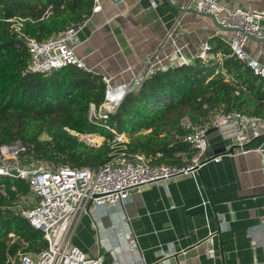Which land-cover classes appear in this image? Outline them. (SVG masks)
I'll return each instance as SVG.
<instances>
[{
  "label": "trees",
  "instance_id": "trees-1",
  "mask_svg": "<svg viewBox=\"0 0 264 264\" xmlns=\"http://www.w3.org/2000/svg\"><path fill=\"white\" fill-rule=\"evenodd\" d=\"M91 4V0H0V146L19 140L24 146L20 162L98 167L108 160L114 130L127 136V152L143 154L151 166L179 168L196 153L191 143L181 140L192 131L184 117L194 128L231 110L264 119V79L232 55L220 36L208 41L207 52L214 59L196 57L187 64L157 69L106 117H89L90 105L104 100L102 76L73 65L30 72L25 38L43 40L82 24L91 16ZM47 9L51 14L43 17ZM15 17L23 19L21 34L10 27L8 19ZM73 133L98 134L104 141L94 147ZM29 193L24 179L0 174V264H20L19 252L36 253L46 247L43 233L19 214L21 200Z\"/></svg>",
  "mask_w": 264,
  "mask_h": 264
},
{
  "label": "crops",
  "instance_id": "crops-1",
  "mask_svg": "<svg viewBox=\"0 0 264 264\" xmlns=\"http://www.w3.org/2000/svg\"><path fill=\"white\" fill-rule=\"evenodd\" d=\"M259 12L264 0H219ZM187 0H103L75 37L85 69L115 85L128 84L160 39L161 63L191 62L212 36L230 37L213 20L186 10ZM183 8V9H181ZM248 55L264 64V42L249 38ZM262 128L250 126L246 152L223 154L189 174L133 191L123 204L82 213L70 242L104 264H264V155Z\"/></svg>",
  "mask_w": 264,
  "mask_h": 264
},
{
  "label": "built area",
  "instance_id": "built-area-1",
  "mask_svg": "<svg viewBox=\"0 0 264 264\" xmlns=\"http://www.w3.org/2000/svg\"><path fill=\"white\" fill-rule=\"evenodd\" d=\"M102 1L91 0V14L101 10ZM184 8L194 9L198 13L212 14L220 25L231 28L230 37L222 38L223 42L229 46L230 53L244 62L254 75L264 79V64L244 50V43L251 36L264 37V22L261 13L243 7H230L219 0H187ZM49 14L51 10L47 9L43 17ZM8 21L11 29L21 34L23 19L15 17ZM82 24L70 25L63 31L43 40L25 38L29 53L27 70L46 73L68 65L85 69L82 59L74 51L75 37ZM166 42L174 46V55L179 53L171 31L167 32L153 52L146 57L143 68L130 83L114 86L108 77L102 76L105 84L104 100L98 106L90 105L89 117H106L107 112L116 109L127 92L139 90L143 80L152 75L155 70H163L174 65V63L163 64L157 58L159 50ZM207 49L208 44H204L197 57L214 59L215 55L208 53ZM182 63L187 64L188 62L183 60L178 64ZM221 72L225 78L229 77L225 70ZM184 120L186 127L191 128L192 131L184 134L181 140L191 143L196 153L191 157L189 164L179 168L166 164L151 166L143 154L127 152L126 135L114 130H112L113 137L109 142L108 160L98 167L61 166L53 168L41 161L20 164L18 156L24 150L23 144L16 140L11 144L1 145L0 174L14 175L12 170H16L17 174L14 176L28 183L32 201L29 207L19 209V214L33 228L42 232L46 240V247L39 252H19V263L104 264L100 255L89 256L70 242L73 225L82 213L105 204H123L131 197L133 191H138L145 185L164 181L177 175L193 173L207 161H219L223 154L228 153L205 156L208 145L207 130L211 127L216 128L223 140H230L226 149L234 145L233 153L247 151L246 133L250 126L262 128L264 131V119L235 110L216 113L209 123L196 128L186 117ZM73 134L77 138L93 135V133ZM256 151L262 153L261 147L256 148ZM4 160L7 161L4 162ZM9 237L12 242L13 234L9 233ZM177 264H184V262L177 261Z\"/></svg>",
  "mask_w": 264,
  "mask_h": 264
},
{
  "label": "water",
  "instance_id": "water-1",
  "mask_svg": "<svg viewBox=\"0 0 264 264\" xmlns=\"http://www.w3.org/2000/svg\"><path fill=\"white\" fill-rule=\"evenodd\" d=\"M168 3L172 4V0H167ZM183 9V8H181ZM188 11L191 12H196L194 9H187ZM203 16L209 17L213 20V22L215 23V25L217 26L218 29L220 30H232L231 28L228 27H224L222 25H220L216 19V17L212 14H208V13H199ZM250 38L256 40V41H260V42H264V37L263 38H257L254 36H251ZM261 136L264 137V133L261 134ZM207 139H208V145L206 147L205 150V156L206 157H210L214 154H218V153H233V149L235 148L234 145H231L230 147H228V149H226V147L230 144V140H223L220 136V134L218 133V131L216 130V128L211 127L207 130ZM261 149H262V154L264 155V140L261 144ZM12 173L14 175L17 174L16 170H12Z\"/></svg>",
  "mask_w": 264,
  "mask_h": 264
},
{
  "label": "rangeland",
  "instance_id": "rangeland-1",
  "mask_svg": "<svg viewBox=\"0 0 264 264\" xmlns=\"http://www.w3.org/2000/svg\"><path fill=\"white\" fill-rule=\"evenodd\" d=\"M213 119V118H212ZM127 137V136H126ZM79 140H81V141H85V143L86 144H88V145H91V146H94V147H97V146H99L101 143H103V141H104V138L102 137V136H100V135H98V134H93V135H87V136H85V137H80V138H78ZM178 155H180L181 156V158H183L184 160H186V156L184 155V154H182V153H179ZM7 160H4V162H6ZM35 160H30L28 163H31V162H34ZM191 161V160H190ZM19 162H20V160H19ZM186 162H187V160H186ZM20 164H27V162L26 163H22V162H20ZM31 201H32V197H31V195H30V193L26 196V197H24L22 200H21V204H20V208L19 209H21V208H26V207H29L30 206V203H31ZM18 207V206H17Z\"/></svg>",
  "mask_w": 264,
  "mask_h": 264
}]
</instances>
